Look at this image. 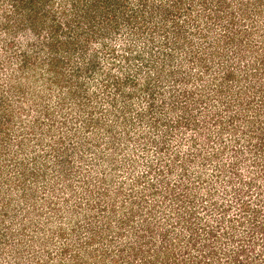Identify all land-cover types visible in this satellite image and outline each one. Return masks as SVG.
I'll return each instance as SVG.
<instances>
[{
  "label": "rangeland",
  "instance_id": "1",
  "mask_svg": "<svg viewBox=\"0 0 264 264\" xmlns=\"http://www.w3.org/2000/svg\"><path fill=\"white\" fill-rule=\"evenodd\" d=\"M0 264H264V0H0Z\"/></svg>",
  "mask_w": 264,
  "mask_h": 264
},
{
  "label": "trees",
  "instance_id": "2",
  "mask_svg": "<svg viewBox=\"0 0 264 264\" xmlns=\"http://www.w3.org/2000/svg\"><path fill=\"white\" fill-rule=\"evenodd\" d=\"M28 6H30L29 3H28ZM52 43H53V41L49 42V44H52Z\"/></svg>",
  "mask_w": 264,
  "mask_h": 264
}]
</instances>
